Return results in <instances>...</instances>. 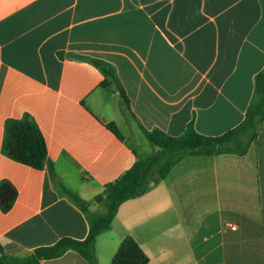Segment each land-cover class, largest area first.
<instances>
[{"label":"crops","instance_id":"1","mask_svg":"<svg viewBox=\"0 0 264 264\" xmlns=\"http://www.w3.org/2000/svg\"><path fill=\"white\" fill-rule=\"evenodd\" d=\"M92 60L113 69L128 107ZM263 68L264 0H0V183L17 191L0 210V249L26 257L85 240L86 218L57 184L92 201L152 152L144 131L178 137L192 123L224 135ZM26 117L55 176L4 154L6 122ZM127 236L148 264H264V121L244 157L186 156L124 202L96 264H111ZM40 264L89 263L68 251Z\"/></svg>","mask_w":264,"mask_h":264},{"label":"trees","instance_id":"2","mask_svg":"<svg viewBox=\"0 0 264 264\" xmlns=\"http://www.w3.org/2000/svg\"><path fill=\"white\" fill-rule=\"evenodd\" d=\"M103 74L110 78L120 92L121 99L128 107V99L120 88L114 71L100 61H91ZM264 121V68L255 78V89L242 123L219 137L199 134L192 123L184 133L172 137L155 130L144 131V135L154 147L145 159L138 158L133 167L115 182L108 184L104 191L92 201L82 199L78 194L68 191L57 184L59 192L78 208L85 216L89 231L85 240L62 238L52 246L36 248L26 257H14L0 249V264H40L42 261L62 257L68 251L79 254L89 264H96L95 246L97 238L111 229L120 206L131 199L146 193L152 184L164 180L172 169L186 156L236 155L244 157L256 142ZM106 127L119 139L122 136L113 123ZM3 151L11 159L35 170L48 168L55 176L52 163L48 161L44 137L34 120L26 117L22 120L10 119L5 125ZM17 198V191L9 181L0 183V210L9 212ZM92 206H98L93 210ZM149 260L136 241L127 236L121 242L111 264H148Z\"/></svg>","mask_w":264,"mask_h":264},{"label":"built area","instance_id":"3","mask_svg":"<svg viewBox=\"0 0 264 264\" xmlns=\"http://www.w3.org/2000/svg\"><path fill=\"white\" fill-rule=\"evenodd\" d=\"M236 227L232 226V229H235Z\"/></svg>","mask_w":264,"mask_h":264},{"label":"water","instance_id":"4","mask_svg":"<svg viewBox=\"0 0 264 264\" xmlns=\"http://www.w3.org/2000/svg\"><path fill=\"white\" fill-rule=\"evenodd\" d=\"M55 181H58V178H55Z\"/></svg>","mask_w":264,"mask_h":264},{"label":"rangeland","instance_id":"5","mask_svg":"<svg viewBox=\"0 0 264 264\" xmlns=\"http://www.w3.org/2000/svg\"><path fill=\"white\" fill-rule=\"evenodd\" d=\"M154 148V147H153Z\"/></svg>","mask_w":264,"mask_h":264}]
</instances>
